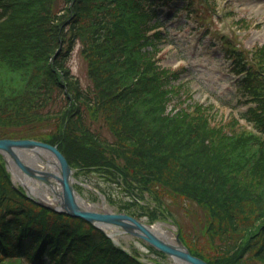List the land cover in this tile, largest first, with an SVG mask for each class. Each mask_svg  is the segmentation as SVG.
Segmentation results:
<instances>
[{"label":"trees","instance_id":"trees-1","mask_svg":"<svg viewBox=\"0 0 264 264\" xmlns=\"http://www.w3.org/2000/svg\"><path fill=\"white\" fill-rule=\"evenodd\" d=\"M190 3L0 0V138L57 145L76 177L98 171L131 196L147 193L208 264H264V45L229 44L247 105L238 116L215 125L211 104L199 102L168 111L183 85L172 84L179 70L157 65L160 27ZM172 6L162 20L161 8ZM76 45L86 87L67 63ZM165 195L200 209L199 237L165 214ZM0 264L144 263L85 220L30 199L0 154Z\"/></svg>","mask_w":264,"mask_h":264},{"label":"rangeland","instance_id":"rangeland-1","mask_svg":"<svg viewBox=\"0 0 264 264\" xmlns=\"http://www.w3.org/2000/svg\"><path fill=\"white\" fill-rule=\"evenodd\" d=\"M215 6L216 10L213 11L204 0H192L190 8L178 12L168 20L166 26L162 27L164 38L158 45L156 59L161 69L170 72L179 70L178 80H173L172 84L181 82L183 85L173 96V103L168 110L172 107L177 110L187 108L196 102L206 107L211 104V121L216 125L238 116L240 111L246 109V105L240 102L242 100L237 90L238 76L230 72L234 66V58L230 56L229 44H236L246 50L264 44V0H215ZM174 8L175 6L161 8L163 19L170 17ZM242 19L246 22L240 25ZM67 63L80 84L88 86L90 80L79 45L75 46ZM101 127L94 126L95 130L102 131V136L110 137L109 132ZM28 153L30 151L23 154L25 162H35V158L31 157L33 153ZM34 154L43 165L47 163L49 167L55 166L50 160L54 159L49 154L50 159L46 153ZM11 172L13 184L23 189L12 168ZM75 185L79 198L93 206L102 203L107 205L108 211L99 212L128 213L147 225L161 223L164 225L163 230L173 233V238L177 234V226L171 219L160 215V208L151 196L147 193L142 197L131 196L112 176L98 171H80L75 177ZM54 197V194L48 196L49 200ZM174 199L175 201L167 195L161 196L165 214L172 215L182 224L185 236L188 234L191 238L199 237L200 209L188 201L178 202ZM155 208L157 217L151 223L150 211ZM114 241L129 254L136 255L144 264H151L152 261L160 264H184L160 256L145 241L130 234L120 232L114 237Z\"/></svg>","mask_w":264,"mask_h":264},{"label":"water","instance_id":"water-1","mask_svg":"<svg viewBox=\"0 0 264 264\" xmlns=\"http://www.w3.org/2000/svg\"><path fill=\"white\" fill-rule=\"evenodd\" d=\"M17 150H25L39 154L40 151L48 153L55 160V166L58 168V174L50 171H38L26 163L17 153ZM0 153L3 155L5 164L8 168L7 157L11 159L14 166L29 178L38 180L44 184H51L55 180L61 190L54 195L57 199V205L54 206L32 196L28 190L26 192L37 204L49 208L58 213H64L70 217L81 218L88 223L102 229L101 225L116 226L123 233L140 238L162 252L171 259H177L184 264H208L203 259L194 256L188 248L182 243L178 234L174 237V242L169 243L159 238L153 233L149 226L131 215L123 212H96L82 208L78 201L74 189L73 170L68 164L65 156L59 151L57 145H51L35 139H0ZM7 156V157H6ZM9 170V168H8ZM111 238V235L107 233Z\"/></svg>","mask_w":264,"mask_h":264},{"label":"bare ground","instance_id":"bare-ground-1","mask_svg":"<svg viewBox=\"0 0 264 264\" xmlns=\"http://www.w3.org/2000/svg\"><path fill=\"white\" fill-rule=\"evenodd\" d=\"M26 152V151H25ZM21 150H17L18 155L23 159V154L25 153ZM29 152V151H27ZM33 153V152H30ZM28 153V154H30ZM44 154V152H42ZM47 155V154H45ZM49 157V155H47ZM7 157V156H6ZM31 157L35 158V162L33 161H28L26 163H28L32 168L38 170V171H50L54 174H58V168L56 166H52L49 167V165L46 163L45 165H43V163L37 161V157L35 156V154H31ZM51 157H49L50 159ZM9 166H11L13 172L15 175H17L18 177V181L27 188L28 192L34 196L35 198H38L40 200H43L49 204H52L54 206L57 205V199L56 197L53 198V200H49L48 196L49 194H55L57 192H59L61 190L59 184H55V183H51L49 185L41 183L38 180L29 178L28 176L24 175L18 168H16L13 164V162L11 161V159L9 157H7ZM24 160V159H23ZM52 161V163L55 164V161L50 159ZM26 161V160H24ZM37 161V162H36ZM50 163V162H48ZM56 165V164H55ZM77 196V201L79 203V205L86 209V210H92V211H96L99 212L100 210H106L107 209V205H104L105 203L102 204H97L95 206L87 203L85 200H83L82 198H79V196L76 194ZM99 208V210H98ZM102 228L109 234L111 235L112 238H114L115 236L118 235V233H120V230L116 227V226H108V225H101ZM164 225H162L161 223H153L149 226V229L155 233L159 238H161L162 240L169 242V243H173L174 242V238H173V233L169 230H163ZM167 231L169 233H167ZM174 261L176 262H180L177 259H174Z\"/></svg>","mask_w":264,"mask_h":264}]
</instances>
